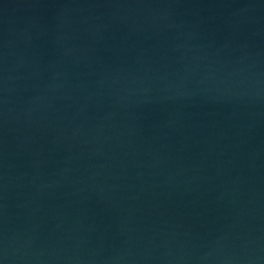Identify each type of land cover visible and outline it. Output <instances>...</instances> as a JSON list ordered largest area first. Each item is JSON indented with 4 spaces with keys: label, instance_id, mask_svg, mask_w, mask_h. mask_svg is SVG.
I'll use <instances>...</instances> for the list:
<instances>
[{
    "label": "water",
    "instance_id": "water-1",
    "mask_svg": "<svg viewBox=\"0 0 264 264\" xmlns=\"http://www.w3.org/2000/svg\"><path fill=\"white\" fill-rule=\"evenodd\" d=\"M0 264H264V0H0Z\"/></svg>",
    "mask_w": 264,
    "mask_h": 264
}]
</instances>
